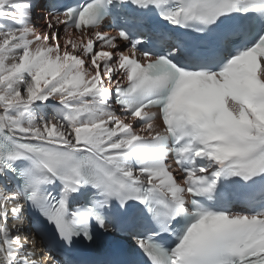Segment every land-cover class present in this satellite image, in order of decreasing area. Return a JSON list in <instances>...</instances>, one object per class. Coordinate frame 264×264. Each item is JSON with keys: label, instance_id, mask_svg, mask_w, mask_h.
<instances>
[{"label": "snow or ice", "instance_id": "1", "mask_svg": "<svg viewBox=\"0 0 264 264\" xmlns=\"http://www.w3.org/2000/svg\"><path fill=\"white\" fill-rule=\"evenodd\" d=\"M33 7L0 0V264H37L25 211L122 264H264V0Z\"/></svg>", "mask_w": 264, "mask_h": 264}, {"label": "bare ground", "instance_id": "2", "mask_svg": "<svg viewBox=\"0 0 264 264\" xmlns=\"http://www.w3.org/2000/svg\"><path fill=\"white\" fill-rule=\"evenodd\" d=\"M38 1L39 0H32V3L34 5L33 12L39 13L38 15H36L34 17L35 20L32 21V23L36 26V31L38 33H43L45 30L44 17L46 14H43L40 9L34 10L35 5L37 4ZM60 27H61V36H63V27L64 26L61 25ZM49 115H51V112H49ZM157 123H159V122H157ZM8 187L14 188L15 187L14 182H10L8 184ZM13 222L17 223L18 226H22V231L20 232V235H21L22 239L27 238V242L31 245V250H33L35 252V256L33 258L37 260V264H53L51 258H48V255L45 253L44 249L38 244L37 241H35V239L33 237H31V233H30L29 225L27 223L25 212L23 213V215L19 221H11L10 220L9 223L11 224Z\"/></svg>", "mask_w": 264, "mask_h": 264}, {"label": "rangeland", "instance_id": "3", "mask_svg": "<svg viewBox=\"0 0 264 264\" xmlns=\"http://www.w3.org/2000/svg\"><path fill=\"white\" fill-rule=\"evenodd\" d=\"M39 2V1H38ZM38 2H37V4L35 5V8H34V10L36 9V10H39V4H38ZM39 13H37V12H33V15H32V21H34L35 20V16L36 15H38Z\"/></svg>", "mask_w": 264, "mask_h": 264}]
</instances>
